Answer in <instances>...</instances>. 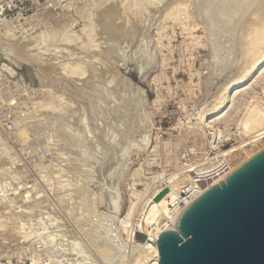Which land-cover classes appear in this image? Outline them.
<instances>
[{
	"label": "rangeland",
	"instance_id": "rangeland-1",
	"mask_svg": "<svg viewBox=\"0 0 264 264\" xmlns=\"http://www.w3.org/2000/svg\"><path fill=\"white\" fill-rule=\"evenodd\" d=\"M123 1L0 0V123H3L4 127L1 130L2 132L0 131L2 139L0 140L3 141L4 147L9 152L8 159H0V182L2 183L0 189V226L2 227H0V255L4 254V250L7 247L13 248L15 244L11 243L9 238L10 219L8 220V216L4 215L7 210H9L8 212H18L19 210H24L27 206H32L34 222L40 220L42 224H45L44 227H49L46 213L53 209L61 218V223L57 225V228L59 230L68 229V231H71V233H68L69 236L72 234V236H77L76 230L73 229L65 215H63V210L58 208L59 206L57 207L54 201L56 191L54 189H56V186L58 187L63 179L71 177L69 179L72 182H77L78 172H81V181L83 177L85 178L84 180H89L82 181V183L84 182L87 185L89 182L90 184L84 186L85 184H80V181L78 182L80 186L84 187V190L88 189L89 192L86 191L88 194L98 193V196L99 193L101 194L99 198H102L100 202L102 204L98 206L99 212L97 215L109 214L113 218H122L126 214L130 199H133L132 194L134 192H144L146 184L151 182L155 176L161 175L162 179L171 173L177 172L182 164L185 163L182 160L184 157L191 162H196L206 156H215L218 153L211 147V142L214 140V137L212 138L211 136L212 132L207 129L202 132L197 119L199 114L207 112L213 96L216 95L222 85L227 83V79L229 81L231 76H235L237 79L238 68L242 63L238 46L234 47L236 50L233 48V41L235 38H239L242 24L240 23L241 21L239 22L241 15L239 10L241 7L237 0H222L224 3H218L217 9L213 11L214 13L212 12L207 22L209 24L202 23L197 18L196 10L198 7L194 0H188L184 10L187 14L185 12L183 15L177 14L178 18H176L177 15H174V11L167 12V10L168 8L169 10L174 8L177 2L179 3L181 0H157L158 3L154 4L156 5L154 8L152 3L155 0H151V2L149 0ZM135 2L136 4H134ZM113 3L114 5L116 3V5H120V7H118L119 5L116 6V9H123H119L122 13L118 10L119 15L117 14V17L115 16L114 18L116 22V19L120 18L119 23H116L119 26L123 23L124 28L121 32L112 25L113 22L115 23L114 19H111L110 23L105 24L99 19L102 9L106 5L115 7L112 5ZM141 3H143L142 7L140 6ZM190 3L191 5H189ZM148 4L152 5L149 6ZM134 5L139 6L138 9ZM147 5L150 7L149 9ZM233 10L239 12L238 15L234 17H222L220 15V12L224 11L222 14L231 16ZM247 12L244 17H241L246 18ZM167 16L170 19L166 18ZM171 16H174V18ZM191 16L193 17L191 18ZM96 18L98 19L95 20ZM122 19L125 20L123 21ZM92 21L93 23H91ZM95 22L96 24H94ZM127 23H130L129 26ZM105 26L108 28L107 30ZM113 26L115 29L112 28ZM164 26L165 29L163 28ZM192 27L197 29L192 32ZM188 31H191V35ZM189 35L193 36V38L191 39ZM109 37L111 39H108L110 42L106 41ZM14 41L17 44L20 42L21 46L24 44L23 48H21L22 50L26 48L25 46L34 47L33 52H36L35 54L38 53L39 60L46 66L43 67L45 68L44 74L39 72L35 64L30 66V64L21 61V64L15 67L16 64H13L14 62H9V55L4 49L6 45H8L7 52L12 54L11 57L18 59L17 57L19 56L21 60L22 57L29 59L25 55L27 54L25 51L28 49L23 51L25 52L24 54L22 50L17 49L20 46L14 44ZM37 42L38 44H36ZM114 43L115 48L119 49V51L122 48L123 52L121 49L117 54H108L106 47ZM9 44H12L10 51ZM39 50L41 51L40 54ZM214 53L221 60L215 61L213 59ZM3 55L6 57L4 58ZM43 55H45V58H42ZM67 56H69L68 61H66L68 59ZM107 56L111 58L108 59ZM104 57L107 60H104ZM6 58L9 60H5ZM47 59L51 62H47ZM161 60L162 63L160 65L159 62ZM231 62H234L235 65ZM66 64L68 67L65 68ZM104 66L108 67L105 68ZM109 66L113 67L112 70L114 71L112 72L117 73L115 74L116 83L120 80L118 85L125 81L128 85L122 83L125 87L122 84L119 87L116 84L117 86H115L120 89L109 87L106 80L112 79L114 76V73L109 70ZM63 68L65 72H62ZM263 71L255 75L257 79L254 76L250 80L251 82L248 81L250 89L231 100L225 118L217 122V127L223 131L222 136L228 134L224 131L226 126L227 132L229 131L230 134V136L225 138L228 140L224 141V138L221 140L222 142L217 140L221 142L218 145L220 147L219 151H229V149L237 147L240 143L235 121L240 114L235 112L243 110L245 106L242 105H246L255 94L259 93L260 95L258 96H264V91L262 90L264 77H261L264 75ZM81 72L85 74L79 77L78 73ZM62 73H72V75L65 76ZM156 76H159L160 79ZM90 79L95 81L90 83ZM43 82L45 85H43ZM251 83L254 84H252V87ZM106 85L111 90L114 89L113 93L108 90ZM44 86H49L47 87L48 92H46L47 88ZM126 86H131V88L128 87L129 91ZM125 88L126 93H124ZM35 93L38 95H35ZM60 93L63 95L65 109L61 115L57 114L56 123L52 125V129H56V132H49L52 142L50 141L46 144L42 137H34L28 143L19 145V143L13 144L8 136L5 138L6 134L10 133L14 127L13 119L15 117L26 112L24 113L26 116L35 115V119H42L46 112H44V108L36 109L37 101L42 106L52 105L57 107L61 104V101L56 98ZM120 99L123 100L120 101ZM40 110L43 111V114H41ZM81 116L90 124L88 128L86 126L84 134L78 133L80 129L71 125L72 123H77V119ZM58 130H64L65 136L57 137L59 136ZM2 133L5 134L3 135ZM73 140L78 143V148L75 147L76 149H71L68 146ZM16 148L17 150L21 149L19 151L20 155L15 150ZM77 154H80V156ZM237 154L239 155H237L238 159L245 157L241 150ZM9 160L14 162L10 163ZM42 160L49 161L45 163L47 165L50 163L52 165L51 169H49L50 165L47 168V165ZM83 164L84 166H82ZM72 165L74 169L78 170V172L75 170L78 173L77 176L75 174V179L72 178V173H75ZM59 168L64 172L59 174L58 172L61 171ZM68 168L72 170L69 169L68 171ZM55 169H57V174L59 175H54L56 173ZM134 174L135 176H133ZM57 176H61L62 179L59 178L56 181ZM80 176H78L79 179L77 180H80ZM160 177H158L159 180ZM62 182L64 183V181ZM3 186L5 188H3L4 191L2 190ZM152 186H149V189ZM27 192L31 194L33 192L32 195L30 194L31 198L27 202L23 200L21 203L20 196ZM145 196L143 199H145ZM115 206L118 209V216L112 214L114 208H116ZM96 220L98 219L96 218ZM38 228H41V226H38ZM4 229H6L5 232ZM137 239L140 241L144 240L139 233L137 234ZM29 240L30 238L19 240L20 242L18 241L15 244L18 245L17 248L22 252L20 258L16 255L8 261L6 258L0 257V264H33V258L36 260L35 264H75V260L72 259L68 251L59 250L55 244L56 242L43 245L38 238ZM131 240H129L130 247L133 243H131ZM81 241V243H78L79 246L77 245L79 250L77 251L81 253H79L80 255H83L79 257L83 261L82 264L85 262L83 258L85 257L87 260L90 258L88 254L92 253L90 256L94 257L95 255L97 259L95 257V259H92L91 257L92 261L87 260L86 264H104L100 258L99 262L97 261L99 256L86 244V240L82 239ZM80 244H82L81 246H83L82 249L85 251L86 256L83 251H80L82 250L80 249ZM84 245H88L87 248L90 251H87ZM129 245L124 250L117 252L116 259H120L121 255H123L122 259L126 258L128 260ZM33 248L35 251L32 255L33 257H30V251ZM75 248L77 249L76 246ZM50 254H52L51 258L48 257ZM81 261L79 260V262Z\"/></svg>",
	"mask_w": 264,
	"mask_h": 264
},
{
	"label": "bare ground",
	"instance_id": "bare-ground-1",
	"mask_svg": "<svg viewBox=\"0 0 264 264\" xmlns=\"http://www.w3.org/2000/svg\"><path fill=\"white\" fill-rule=\"evenodd\" d=\"M121 1H123V0H121ZM149 1L151 2V0H149ZM194 1H195V3L197 4V7H198L197 10L195 9L196 10V14H197V18L202 23H205V24L208 22L209 18L211 17L212 12L217 9L216 8L217 7V4L218 3L220 4L221 2L224 3V1H222V0H194ZM123 2H125V1H123ZM155 2L152 3L153 4V8H154V6H156L154 4H157L158 3L157 0H155ZM187 2H188V0H181L179 3L177 2L176 6L174 8H171L170 10L168 8L167 12H173L174 11L175 12L174 15H177V14L178 15L179 14H182L183 15L184 12H185L184 10L186 9V3ZM237 2L239 4V6L241 7L240 8L241 11L239 10V12L241 13L239 22L241 21L240 23H242L241 24V28H240V31H241L240 36H239V38H235L234 41H233V48L235 46H238V48H239L238 51H239V55H240V61H242L240 67L238 68L239 70L237 72V79H236L235 76H233V77L231 76V78L229 79V81L227 79V81H226L227 83H225L224 85H222V87L220 86L221 88H219V90L216 93V95L215 96L212 95L213 96V99H212V102H211L210 106H208L209 109H207V107H206L207 112L206 113H203L202 112L203 114H199L198 115V119H197L198 120V124H199V128L201 129L202 132L204 131V129L210 130L212 132L211 133V136H212V138L214 137V140L211 142V145H212L211 147L213 148L214 151H218V153L215 154L214 158L217 159L218 158V155H221L223 157H227L228 158L227 161H229V163H230L229 164V167H228V169H229L228 173L225 174L223 177L220 178V180H221L222 183L225 182L223 179L230 172H232L233 170H235V169L239 168L240 166L244 165L245 163H247L248 161H250L252 158H254L256 155H258L259 153H261L264 150V100H263L264 96L263 97L258 96V95H260L259 93L258 94H255L252 97L250 96L251 98L246 103V105H242V106H245L244 108L242 107L243 110H239V111H236L235 112L236 114H238V113L240 114L237 117L238 119L235 120L236 121V130L238 132L237 135H238V138L240 139V143L237 145V147H233V148L229 149V151L226 150V151L221 152V151H219L220 150V147L218 146L222 142L221 140H223V138H224V141L225 140H228V139H225V138L228 137V136H230V134H229V131L227 132V126H226L224 131H225V133H228V134L226 136H222L223 135V131H221V129L217 127V122L220 121L222 118H225V116L227 114L228 106L231 104L230 101L233 100L235 97L239 96L241 93H244L246 90L250 89V85H248V81L252 80L254 78V76L257 75L260 71L262 72L264 70V0H237ZM116 4L115 5H114V3L112 4L115 7H112L111 5H106L104 7V9L101 8L102 9V12H101V14L99 12V14H100L99 19L102 20V23L103 24L110 23L109 21L111 19H114L115 16L117 17L118 10L120 8L119 9H116L117 8L116 6L119 5V4L118 5H116ZM134 4H136V2ZM142 4L143 3L140 4L141 7H142ZM152 4H150V5H152ZM165 4H163V5H165ZM137 5H138V3H137ZM148 5H147V7H148ZM189 5H191V3ZM118 7H120V5ZM138 7L139 6H135L136 9H138ZM144 7L146 8V6H144ZM197 7L195 6V8H197ZM149 8L150 7H148V9ZM142 9H144V8H142ZM190 9H191V7H190ZM120 10H123V9H120ZM145 10H147V9H145ZM224 11H222V12L224 13ZM131 12H132V10H131ZM140 12H142V11H140ZM222 12H220V15L222 17H234V16L238 15V13H239L236 10H233V12L231 13V16H227L228 14H222ZM246 12H247L246 18H243ZM185 14H187V13L185 12ZM178 15H177L176 18H178ZM186 16H188V15H186ZM241 16H243V17H241ZM164 17H165V13H164ZM171 17L174 18V16H171ZM192 17L193 16H191V18ZM217 17H218V15H217ZM138 18H140V17H138ZM166 18H169V16H167ZM191 18H189V19H191ZM97 19L98 18H96L95 20H97ZM116 20H117V22L114 19L115 23L113 22L112 25H114L118 29V31L120 30V32H121L123 30V28H124L123 23H122L121 26H119L116 23H119L120 18L118 17ZM160 22H162V21H160ZM91 23H93V21ZM94 24H96V22ZM129 24H128V26H129ZM207 24H209V23H207ZM97 25H99V24H97ZM159 25H160V23H159ZM106 26H105V28H106ZM114 26L112 28H114ZM125 26H126V24H125ZM197 27H199V26H197ZM87 28H86V30H87ZM90 28H91V25H90ZM93 28L95 29V26L94 25H93ZM99 28H100V26H99ZM163 28L165 29V26ZM94 29H92V30L94 31ZM107 29L108 28H106V30ZM195 29H197V28H195ZM195 29L192 27V30L191 31L193 32V30L195 31ZM83 32H84V30H83ZM112 32H113V30H112ZM125 32H126V30H125ZM157 33L159 34V32H157ZM236 33H237V31H236ZM121 34H123V33H121ZM6 35H4V37H6ZM190 35H191V33H190ZM189 36H187V37L189 38ZM110 37L107 38V40L106 39L105 40L106 41L111 40ZM46 38H48V37H46ZM119 38H121V37H119ZM192 38H193V36L191 37V39ZM89 39H90V37H89ZM156 39H154V40L156 41ZM6 40H9V39H6ZM38 42L36 44H38ZM67 42H68V40H67ZM67 42H65V43H67ZM116 43H118V42H116ZM14 44H17V42L15 43V41H14ZM34 44H35V42H34ZM190 44L192 45V43H190ZM9 45H10L9 46V51H10V47H11L12 44H9ZM17 45L20 46L17 49L22 50L21 48H23L24 44H23V46H21L22 44H20V42H18ZM114 45H115V43L113 45H109L108 47H106V50H107L108 54H117V53H119L121 51L122 48L119 51V49L117 50ZM2 46H4V45H2ZM157 46H158V44H157ZM7 47H8V45L4 46V49L6 50L5 52L7 53V55H9V57L8 56L7 57L10 60L8 58H6L5 60L8 59L9 62H12V63L14 62L13 64H16L15 67H17V65H20L21 64V61H22L24 63L30 64V66L31 65L33 66V64H35L36 67L38 68L39 72H41L42 74L45 73V71H44L45 68H43V67H46V66H44V63H42L39 60V58L37 56L38 53L35 54L36 52L35 53L33 52L34 51V49H33L34 47H27V46H25L26 48H24V50L25 49L26 50L28 49L27 51H25L27 54H25V52H23L24 50H22V52L25 55H27V57L29 58L28 60L26 58L24 59L23 57H22V60H21L20 59L21 57L19 58V56L17 57L18 59H15L14 57H11L12 54H11V52H7V49H8ZM12 47L14 48V46H12ZM203 47H204V45H203ZM38 48H39V46H38ZM201 48H202V46H201ZM206 48H207V46H206ZM2 49H3V47L1 48V51H2ZM161 49H162V47H161ZM11 50H14V49H11ZM40 52L41 51L39 50V54H40ZM122 52H123V49H122ZM120 54H122V53H120ZM158 55H159V53H158ZM3 56H4V58L6 57L5 55H3ZM44 56L45 55H43L42 58ZM70 56L72 57V55H70ZM67 57H68V59L66 61L69 60V56H67ZM71 57H70V59L72 60ZM73 57H75V56H73ZM116 57H117V55H116ZM109 58H111V57H108V59ZM114 58H115V56H114ZM103 59L104 60H107V59H105V57ZM213 59L215 61H217V62L219 60H221V58L217 54H215V53H214ZM117 60H118V58H117ZM47 62L50 63L51 61L47 59ZM159 63L161 65L162 60ZM231 63L234 64V62H231ZM75 66H76V64H75ZM66 67H68L67 64L65 65V68ZM107 67H105V68H107ZM110 67L111 66H109V70H111V72L114 71V70H112L113 67H111V68ZM97 69H98V67H97ZM106 70H105V72H106ZM139 70H140V68H139ZM62 72H65V69L64 68L62 69ZM97 72H98V70H97ZM112 73H114V72H112ZM138 73L141 74L140 72H138ZM84 74L85 73L81 72V73H78V76L80 77V76H83ZM115 74H117V73H114V76H113L112 79L106 80V83L109 85V87L112 86L114 89H116V88L117 89H120V88L116 87L118 85V82L120 80H118V82L116 83V81H115ZM159 74H161V73H159ZM66 75H72V73H70V74L69 73H66L65 76ZM261 77H264V75L261 76ZM261 77H259V78H261ZM157 78H159V76ZM255 78H256V76H255ZM123 80L125 81V79H123ZM92 81H95V80H92ZM92 81L90 79L89 82L91 83ZM122 83H126L125 85H128L126 81L125 82H122ZM252 84L253 83H251V87H252ZM263 84H264V80H263ZM43 85H45V83ZM108 85H106V87H108ZM120 85H118V86L120 87ZM125 85L123 86V84H122L123 87H125ZM257 86H259V85H257ZM47 87H49V86H47ZM47 87H45V88H47ZM109 87H108V90H111V88H109ZM123 87L121 89L124 91V88ZM126 87L127 88L128 87L131 88V86H126ZM45 88H44V90H45ZM113 90H111L112 93H113ZM262 90L264 91V85L262 86ZM111 91H110V93H111ZM128 91H129V88H128ZM46 92H48V88H47V91ZM124 93H126V88H125V92ZM36 94L37 93H35V95ZM61 94L62 93H60V95H58V96L56 95L57 96L56 98L59 101H61V104L59 103L61 106L60 105L57 106V107H53L52 105H50V106H42L37 101V105H36L37 108L36 109L39 110V108H44L43 110H45L44 112H46L43 115V118L42 119H39V120H38V118L35 119L36 118L35 115L34 116H32V115L26 116V115H24V113H26V112H24L23 114H21L19 116L14 115V116H17V117H15L13 119L14 127L12 128V131L10 133H7L6 134L5 138L8 136L11 139V141L13 142V144L14 143L15 144L16 143L18 144L19 143V145L28 143L30 141V139L31 138H34V137H37V138H41L42 137L44 139V143H46V144L48 142H50V141L52 142L51 135L49 134V132L50 131H52L53 133L56 132V129H52V125L56 123L55 118H56L57 114H60L61 115L64 112V109H65L64 108V104H63V97H62L63 95H61ZM127 94L129 95V93H127ZM48 95H50V94H48ZM54 97H55V95H54ZM32 98H34V97H32ZM125 98H126V96H125ZM29 99H31V98H29ZM121 100H123V99H120V101ZM207 105H209V104H207ZM94 106H96V105H94ZM204 106H206V105H204ZM40 111H41V114H43L42 113L43 111L42 110H40ZM232 116H234V115H232ZM51 118H53V119H51ZM71 125L80 129V131L78 133L84 134L83 132L85 131L86 126L88 128L90 124H89V122H86V120L84 119L83 116H81L79 119H77V123H72ZM186 127H188V126H186ZM3 128H4L3 127V123H0V131ZM57 132L59 133V136H57V137L65 136L64 130H58ZM0 139H1V137H0ZM184 139H185V137H184ZM1 140H0V159H8L9 158L8 157L9 156V152L4 147L3 141H1ZM217 140H220L221 142H219ZM8 142H10V140H8ZM77 144H78L77 141L76 140L75 141L73 140L70 143V145L68 144V146L71 149H76L75 147H77ZM177 144H176V146H177ZM5 145H7V144H5ZM8 145H9V143H8ZM258 145H260V147H258ZM15 150L17 152H19L21 149H18L17 150V148H16ZM155 150H153V151H155ZM239 150H241L244 153V155H245L244 158H241L240 157L241 159H238V156L239 155L237 154V152ZM18 155H20V152L18 153ZM78 156H80V154ZM10 160H9L10 163H13L14 162V161H10ZM42 161H44V164H46L45 162H47L45 160H42ZM49 165H50V163L47 165V168H48ZM78 165H79V163H78ZM51 166L52 165L49 166V169H51L50 168ZM82 166H84V164ZM72 167H73V165H72ZM59 169L61 170L60 172H58L59 174H61V172H64L61 168H59ZM69 169L72 170L71 168H68V171H69ZM73 169H74V167H73ZM52 170H54V169H52ZM55 170H56V173L54 175H59V174H57V169H55ZM75 170H76V168L73 170V172ZM76 171L78 172V170H76ZM76 171H75V173H72V176H73L72 178H74L75 174L77 176L78 173H79L78 176H80V173L81 172H78L77 173ZM80 171H81V169H80ZM78 176H77V179H79ZM133 176H135V174ZM139 176H140V174H139ZM160 176L161 175L155 176L151 180V182L147 183L146 184V189L144 190V192H134L132 194L133 199L132 198L130 199L128 208L126 210V214L122 218H118V217L117 218H113V216H110L109 214H103V215L98 214L97 215V213L99 212L98 211V206L100 204H102V203H100L101 200H102V198L101 199L99 198V196L101 194L99 193V196L97 195L98 193H96V194H94V193L88 194L86 192V191H88V189L87 190L86 189L84 190V187L80 186V184H83V185L85 184L84 182L82 183V181H87L88 180V179L84 180L85 178L83 177V180L81 181L82 175L80 176V180H77L76 179L77 182H72L70 180L71 177H68V178L66 177L67 179H65V180L63 179L62 180V181H64V183L62 181H60V184L58 185V187L56 186V189L53 188L54 190H56L55 191V194H54V201H55L57 207L59 206L58 208H60L61 210H63L62 211L63 212V215H65V218L69 221V223L71 224V226L73 227V229L76 230L75 232L77 233V236H72L73 234L71 236H69L68 233L69 232L71 233V231H68V229L66 230L65 228H63L65 230H59L57 228V225L59 223H61V218H60V216L53 209H50V211H48L46 213L47 214L46 219H47V223L49 224V227H44L45 224H42L40 222V220L34 222V220H33V207L32 206H27V207L24 208V210H19L18 212H15V211L8 212L9 210H7V212L4 214V215H7L8 216V217L6 216L8 218V220L10 219V227L8 228L9 229L10 242L16 244L19 240H25V239H28V238H30L29 241L33 240L34 238H38L40 240L41 244H43V245L53 244V243L56 242L55 244L59 248V250L68 251V253L72 257V259L75 260V264H82L83 261H81V258L79 259V257L80 256H83V255H80L81 254L80 252H79L80 254L78 253V251H79L78 250V246H79L78 243H81L82 242L81 240L82 239L83 240L85 239L86 242H87L86 244H88L90 246V248L93 249V252H95L99 256L98 257V260H97L98 262H99V258H100V260L103 261L102 263H104V264H158V249H157V247H156V245L154 243L159 238V236L162 233H164L165 231L172 229L174 232H176V229L171 225V223L176 218H178L181 215V212H179L178 207L176 205V203H177V197L176 196L177 195L175 193V190H177L179 186L172 187V188H168L171 185H173L174 183L179 182V180L177 179V172L171 173V174L167 175L166 177H164L162 179H161ZM57 177H56V181L59 178H61V176H57ZM62 177H65V176H62ZM158 177H160V180L158 179ZM87 178H91V177H87ZM80 181H81V183L79 184L78 182H80ZM90 181H92V180H90ZM1 184L2 183L0 182V189H1ZM89 184L90 183L88 182L87 185H89ZM87 185L85 184L84 186H87ZM151 185H153V186H152V188L149 189V186H151ZM215 186H220V185L218 184V182H217L216 179H213L211 183H208L207 184L206 189L208 190L211 187L213 188ZM3 188H4V186L2 187V190L4 191L5 188L4 189ZM164 189H167L166 194L164 196H162L158 201L154 202L153 199L156 197V195H158ZM199 190H200V192H199L200 194L203 193L201 188H199ZM30 194H31L30 192H27L23 196H20V199H21L20 202L21 201L23 202V200H24V202H27V200L29 198H31V195L33 194V192H32L31 195ZM146 194H148V195L145 196ZM144 196H145V199H143ZM25 205H27V204H25ZM93 214H95L96 216L94 215L95 217L94 216L92 217ZM112 214L118 216V209H117V207L114 208V211L112 212ZM89 218H91V219L89 221H86ZM96 218L98 220H96ZM38 226H41V228H38ZM5 230L6 229H4V232H5ZM138 233H139V235L143 236L144 240L142 239V241H140V240L137 239V234ZM80 238H81V240H79ZM77 240H79L80 242L77 241ZM129 240H131V243L133 242L131 244V247L129 245V242H130ZM57 241H59V242L57 243ZM15 244H14V247L13 248L7 247L4 250V254L0 255V257L1 258H6L8 261H10L11 258L13 256H16V255L18 256V258H20L22 256V252L20 251L19 248H17L18 245H15ZM24 244H25V242H24ZM81 245L82 244H80V247H81L80 249H82V247H83ZM128 245L130 247L129 250H128V254L129 255L127 256L128 257V260H126V258H123L122 259L123 255H121V258L120 259L118 257H117L118 259H116V256L118 255L117 252L120 251V250H124V248H127ZM75 246L77 247V249L75 248ZM87 246L84 245V247H86V248H87ZM84 250H86V249H84ZM88 250L89 249L87 248V251ZM34 251H35L34 248L30 251V255H29L30 257H33L32 255H33ZM80 251L82 252L83 249L80 250ZM26 252H27V250H26ZM83 252H84L83 254L85 255V251H83ZM92 254H90V255H92ZM90 255L88 254V256L90 258L92 257V259L95 257V255H94V257L93 256H90ZM48 257L51 258L52 257V254L48 255ZM90 258H88L87 260H91L92 261V259H90ZM83 259H85V262L87 261L85 257ZM79 260L81 262H79ZM35 261L36 260L33 258L32 259L33 264H35ZM48 262H49V259H48ZM85 262H84V264H86Z\"/></svg>",
	"mask_w": 264,
	"mask_h": 264
},
{
	"label": "water",
	"instance_id": "water-1",
	"mask_svg": "<svg viewBox=\"0 0 264 264\" xmlns=\"http://www.w3.org/2000/svg\"><path fill=\"white\" fill-rule=\"evenodd\" d=\"M182 180L168 188L209 181ZM186 207L154 243L158 264H264V150ZM167 192L153 199L158 201Z\"/></svg>",
	"mask_w": 264,
	"mask_h": 264
},
{
	"label": "built area",
	"instance_id": "built-area-1",
	"mask_svg": "<svg viewBox=\"0 0 264 264\" xmlns=\"http://www.w3.org/2000/svg\"><path fill=\"white\" fill-rule=\"evenodd\" d=\"M227 157L218 155L215 159L214 156L204 157L202 160L196 162H191L187 158H182L185 162L177 171V179L182 180H201L205 177L210 176V180L200 184L184 185L179 186L175 190L177 197V207L179 212H182L187 206H189L195 199H197L201 194L199 193V188L202 189L204 193L207 189L208 182L213 180L215 175L219 178L223 177L228 173L229 161Z\"/></svg>",
	"mask_w": 264,
	"mask_h": 264
}]
</instances>
